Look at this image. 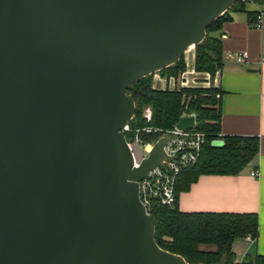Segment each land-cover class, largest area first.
<instances>
[{
	"label": "water",
	"instance_id": "obj_1",
	"mask_svg": "<svg viewBox=\"0 0 264 264\" xmlns=\"http://www.w3.org/2000/svg\"><path fill=\"white\" fill-rule=\"evenodd\" d=\"M235 1L0 0V264H225L159 246L138 182L171 136L135 166L121 129L131 83L219 38Z\"/></svg>",
	"mask_w": 264,
	"mask_h": 264
},
{
	"label": "trees",
	"instance_id": "obj_2",
	"mask_svg": "<svg viewBox=\"0 0 264 264\" xmlns=\"http://www.w3.org/2000/svg\"><path fill=\"white\" fill-rule=\"evenodd\" d=\"M247 0H236L232 9H244ZM264 3V0H258ZM253 13L254 11L248 10ZM231 18L230 9L216 17L208 30L221 27L223 20ZM194 67L208 71L213 76L222 65L221 39L207 35L194 44ZM185 68L184 56L158 71L164 75L175 74ZM217 86H182L180 88H157L152 83V73H148L128 87L136 103L135 126L151 125L169 128L177 124L183 113H195L198 129L204 131L205 142L198 161L182 169L175 184L176 200L173 206L155 204L151 213L155 218V239L159 246L181 254L188 262H219L226 254L225 264H264V255L255 254L245 261H238L232 249L237 238L258 234V217L255 212H215L182 211L178 206V196L201 174H237L258 154L259 136L222 134L221 92ZM220 97H216V93ZM149 106L151 120L143 117ZM221 139L222 143H215ZM213 246L204 248L202 246Z\"/></svg>",
	"mask_w": 264,
	"mask_h": 264
},
{
	"label": "crops",
	"instance_id": "obj_3",
	"mask_svg": "<svg viewBox=\"0 0 264 264\" xmlns=\"http://www.w3.org/2000/svg\"><path fill=\"white\" fill-rule=\"evenodd\" d=\"M244 9L230 8L231 18L222 22L220 35L222 65L219 76L200 71L203 77L194 75L195 46L185 59V78L181 86H209L212 81L221 92L222 134L258 135L259 151L249 164L237 174H201L189 189L178 196L182 211L255 212L258 217V234L252 241L237 238L232 245L238 261H245L255 254L264 255V3L247 0ZM262 12L261 25L255 23ZM246 49L244 60H235L233 52ZM190 70V71H189ZM189 71V73H188ZM199 79V80H198ZM176 79L161 72L152 73V83L157 88L174 89ZM216 143H222L221 139ZM257 169V176L251 171Z\"/></svg>",
	"mask_w": 264,
	"mask_h": 264
},
{
	"label": "built area",
	"instance_id": "obj_4",
	"mask_svg": "<svg viewBox=\"0 0 264 264\" xmlns=\"http://www.w3.org/2000/svg\"><path fill=\"white\" fill-rule=\"evenodd\" d=\"M262 12L256 15L255 23L261 25ZM249 52L246 49H239L233 52L232 56L235 60L241 61L247 58ZM220 67L216 72L219 76ZM176 79H184V69L179 71L177 75H166ZM218 81L219 78L217 77ZM217 81V87L219 82ZM183 82H178L176 88L182 87ZM216 97H220V93H216ZM152 111L146 106L143 111V117L151 120ZM132 116L122 127L121 131L125 135L127 146L131 152L133 164L138 166L142 160L148 155L154 143L161 136L170 139L164 144L165 157L161 163L150 169L147 175L139 180V198L144 205L146 211L151 213V209L155 204L173 206L176 200L175 184L178 175L185 167L196 163L200 157L202 146L205 142L204 131L195 128H180L176 124L169 128L155 127L151 125L135 126L131 120ZM251 174L257 176L258 170L251 171ZM245 238L252 241L254 237L250 234Z\"/></svg>",
	"mask_w": 264,
	"mask_h": 264
},
{
	"label": "rangeland",
	"instance_id": "obj_5",
	"mask_svg": "<svg viewBox=\"0 0 264 264\" xmlns=\"http://www.w3.org/2000/svg\"><path fill=\"white\" fill-rule=\"evenodd\" d=\"M191 50H192V49H190V48L188 49V48H187V49L185 50V52H184L183 55H184V56H185V55H188L189 53H191ZM189 71H190V70H189ZM189 71H188V73H189ZM194 75H197L198 78H199V77H203V74H202V72H200V71H197ZM199 79H200V78H199ZM199 79H198V80H199ZM211 85L214 86V82H213V81H212ZM202 247H204V248H214L213 246H210V245H209V246H202Z\"/></svg>",
	"mask_w": 264,
	"mask_h": 264
}]
</instances>
